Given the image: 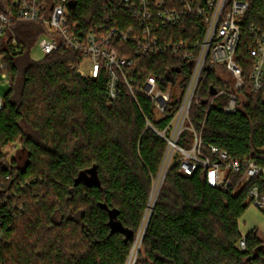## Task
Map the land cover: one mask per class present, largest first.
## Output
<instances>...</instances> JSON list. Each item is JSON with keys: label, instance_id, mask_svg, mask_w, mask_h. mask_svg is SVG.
Here are the masks:
<instances>
[{"label": "trees", "instance_id": "16d2710c", "mask_svg": "<svg viewBox=\"0 0 264 264\" xmlns=\"http://www.w3.org/2000/svg\"><path fill=\"white\" fill-rule=\"evenodd\" d=\"M114 1L73 0L72 17L87 27L114 9L116 17L131 19ZM244 1L249 8L236 56L244 69V99L234 113L224 110L226 95L210 107L217 90L226 86L209 73L190 120L213 160L209 144L232 160L264 167V94L251 89L253 58L245 51L254 31L264 37V0ZM11 27L8 38H16L22 50L14 52L9 40L3 44L12 84L0 113V264H126L168 146L148 122L162 129L171 117L158 118L152 102L144 95L136 100L123 80L119 98L110 100L106 71L95 78L81 75V55L72 49L32 58L43 25L15 22ZM194 31L169 27L161 39L191 37ZM138 59L140 69L156 75L172 61L169 56ZM186 136L178 142L190 147L191 134ZM14 144L9 158L3 149ZM243 176L244 171H229L232 187L225 191L207 184L203 168L187 175L174 162L135 264H264L256 229L246 234V248H238L239 219L252 204L250 189L257 185L264 194L263 175L248 182Z\"/></svg>", "mask_w": 264, "mask_h": 264}, {"label": "built area", "instance_id": "2783aa9c", "mask_svg": "<svg viewBox=\"0 0 264 264\" xmlns=\"http://www.w3.org/2000/svg\"><path fill=\"white\" fill-rule=\"evenodd\" d=\"M114 2L129 12L131 19L116 17L114 9L105 15L102 22L87 27L72 17L73 0H0V113L4 109L5 92L12 84L8 51L3 44L9 40V48L16 53L21 52L22 46L18 40L8 38L9 33L13 32L12 24L39 23L43 25L44 32L36 44L44 56L60 48L72 49L81 55L82 60L77 68L81 75L95 78L102 70L106 71L107 96L110 100L119 98L120 81L123 80L136 100L139 95H144L152 102L158 118L171 117L162 129L148 122V126L168 145L162 169L170 161L172 164L180 162L181 170L187 175L203 168L207 184L225 191L232 187L229 171H244V182L257 175L264 176V167L255 161L232 160L227 151L209 144L210 153L216 156V160H213L204 151L201 136L190 120L191 107L198 101L212 72L226 87L217 90L210 107L215 98L226 95L228 99L224 110L234 113L239 108L241 90L246 80L236 56L242 42L241 22L249 3L244 0ZM178 26L186 33L195 30L194 35L161 39L164 30ZM254 34L253 41L245 49L253 58L249 81L253 91L264 94V37L256 31ZM145 55L169 56L172 61L163 75L148 74L138 64V58ZM186 130L191 134L190 147L181 146L178 142ZM15 147V144L7 146L8 151L3 149V152L10 153ZM249 198L264 210V194L257 185L251 187ZM2 224L0 220V239H4ZM238 248H246V235L240 239Z\"/></svg>", "mask_w": 264, "mask_h": 264}, {"label": "rangeland", "instance_id": "374dc122", "mask_svg": "<svg viewBox=\"0 0 264 264\" xmlns=\"http://www.w3.org/2000/svg\"><path fill=\"white\" fill-rule=\"evenodd\" d=\"M31 57L36 59V60L44 57L43 52L41 51V49L39 48V46L37 44L32 48ZM243 99L244 98L242 96V98L239 99V102L243 101ZM185 135H187L186 137L189 138L190 132L186 130ZM4 149H6V148H4ZM6 150L8 151V148ZM14 153H15L14 150L10 151L11 155H13ZM171 166H172V161H170L169 165L166 164L163 167L161 176H163L165 173V177H166L167 172ZM157 180H158V177L154 180L153 187L157 186L156 185ZM164 180H165V178H164ZM164 180H163V182H164ZM163 182L161 184L160 190L162 188ZM159 185H160V183L158 184V186L156 188V192L159 188ZM160 190L158 192V195L160 193ZM152 191H153V188H152ZM151 195H152V192H151ZM155 198H156V193L154 192L153 196H152V203L155 201ZM150 210H151V206L149 208L148 215H149ZM145 225H146V221L144 222V224L141 227V230L137 236L136 242L138 241V239H140V241L142 242L141 239H142V236L144 233ZM239 225H240V231L242 232L243 235H246L249 231L256 229L258 236L261 238L262 242L264 243V212L262 211L261 208H259L258 206H256L255 204L252 203L250 205V207L247 209V211L245 212V214L239 219ZM139 248H141V244H140ZM141 249H143V248H141ZM138 250H137L136 254H138ZM130 257H129V260L126 264H135L136 260H137V255H135L134 261H132L131 263H130Z\"/></svg>", "mask_w": 264, "mask_h": 264}, {"label": "water", "instance_id": "95a60500", "mask_svg": "<svg viewBox=\"0 0 264 264\" xmlns=\"http://www.w3.org/2000/svg\"><path fill=\"white\" fill-rule=\"evenodd\" d=\"M164 178H165V173H164V175H163V176L161 177V179H160V185H159V188H158V190H157V192H156V198H155V201L152 203V196H153V193L155 192L156 186L153 187V191H152V195H151V197H150V201H149L148 209H147L146 214H145V217H144V222L146 221V227H145V230H146L147 225H148V222H149V220H150V217H151V214H152V211H153V208H154V205H155V202H156L157 196H158V192H159V190H160V187H161V184H162ZM150 206H151V210H150L149 215H148V211H149ZM116 229H117L116 227L113 228V230H116Z\"/></svg>", "mask_w": 264, "mask_h": 264}, {"label": "bare ground", "instance_id": "6f19581e", "mask_svg": "<svg viewBox=\"0 0 264 264\" xmlns=\"http://www.w3.org/2000/svg\"><path fill=\"white\" fill-rule=\"evenodd\" d=\"M144 224V223H143ZM145 227H146V225H145ZM144 231H145V228H144ZM142 239H143V236H142ZM141 239V240H142ZM140 244H141V241H140V239H138V241L136 242V244H135V246H134V248H133V250H132V254H131V257H130V263L132 262V261H134V257H135V255H137L136 253H137V250L139 249V246H140ZM139 251V250H138Z\"/></svg>", "mask_w": 264, "mask_h": 264}]
</instances>
